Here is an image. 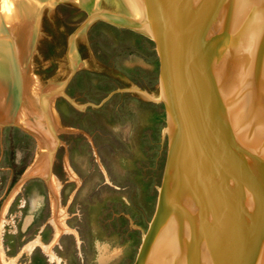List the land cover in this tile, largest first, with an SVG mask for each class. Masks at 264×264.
I'll return each mask as SVG.
<instances>
[{
  "label": "rangeland",
  "instance_id": "1",
  "mask_svg": "<svg viewBox=\"0 0 264 264\" xmlns=\"http://www.w3.org/2000/svg\"><path fill=\"white\" fill-rule=\"evenodd\" d=\"M32 2L36 13L27 5L24 11L37 27L27 68L45 97L53 94L46 170L58 189L53 194L36 176L23 180L38 175L30 173L41 152L36 138L20 127L0 128V264H134L167 158L155 44L108 20L121 22L114 0H97L99 15L84 28L90 13L82 0ZM255 237L264 252V230Z\"/></svg>",
  "mask_w": 264,
  "mask_h": 264
},
{
  "label": "water",
  "instance_id": "2",
  "mask_svg": "<svg viewBox=\"0 0 264 264\" xmlns=\"http://www.w3.org/2000/svg\"><path fill=\"white\" fill-rule=\"evenodd\" d=\"M144 5L149 28L142 32L154 42L160 61V96L156 101L165 107L167 158L155 213L134 264H154L167 254L174 264H257L255 230L264 222V162L256 177L248 163L260 159L264 142V120L259 118L264 113V0H144ZM42 10L36 16L37 23ZM87 11L90 17L83 28L99 15ZM108 20L141 31L130 23ZM247 24L259 27L253 31L258 57H251L250 47L242 51L237 41L232 47L228 42L224 52L237 54L234 65L242 60L243 74L255 88L252 100L262 101L263 109L253 113L257 123L236 116V120L228 119L220 126V136H213L215 126L205 116L214 109L212 101L225 78L213 80L208 99L202 103L199 76L224 31L230 36ZM4 56L9 64L10 111L8 117L0 118V128L26 130L14 119L16 101L21 98L15 62L6 52ZM200 103L198 119L195 107ZM231 107L227 108L228 115ZM246 112L240 108L238 113ZM251 125L255 127L249 129Z\"/></svg>",
  "mask_w": 264,
  "mask_h": 264
},
{
  "label": "bare ground",
  "instance_id": "3",
  "mask_svg": "<svg viewBox=\"0 0 264 264\" xmlns=\"http://www.w3.org/2000/svg\"><path fill=\"white\" fill-rule=\"evenodd\" d=\"M82 1L85 2V5L89 7V10L93 11L97 0ZM114 1L119 8L118 19L114 18V20L128 23L130 22V24L138 27V29H140L141 31L148 32L149 25L146 22L145 18L146 6L144 5V0ZM37 4L33 2L32 4H27V0H0V118L8 117L10 111L8 105L9 103H7V97L11 86L8 74L9 64L7 58H5L4 56V52H6L8 55L12 56V59L15 62L16 84L17 89L20 90L19 92L21 94V104L20 106L16 107L17 111L15 112L14 119L19 124L24 126L32 135L35 136L39 145V149L41 151L38 155L36 164L30 171V173H36L44 177L49 186L52 188V191L54 192L53 194H55L58 189L56 183L54 182L55 178L53 179L46 170L48 157L50 158L51 149L54 146L53 137L55 133V122L53 120V114L51 110H49V108H52L50 105L51 100H49V96L48 98L45 97V93L38 86L39 84L37 85V83L34 81V78H32V76L28 74L26 63V58L28 56V53L30 52L29 47L31 45V41L36 35V28H34L31 22L29 23L25 19L24 11L27 5L29 6L28 8H30L29 10H31L32 13H36L38 8ZM32 5L34 6V8L32 7ZM29 10L27 12H29ZM241 27L237 31L238 33L235 32L230 36H225L224 31L220 39L218 38L217 44L211 50V53L206 58V61L203 63V70L201 71L199 76L200 86H202L200 90V102L202 100V103H205L208 99V87H210L213 80L225 78V82L219 90L217 98L214 97V100L212 101L214 102V109L205 116V118L209 120L210 124H214L215 126L214 129H211L212 132H214L213 136H220V126H222L225 121H228V119L231 118L233 120H236L238 117L239 120H243L246 122L254 119L253 124H255V122L257 123V116H254L253 113H260L263 109V107H261L263 105L262 101L257 100L254 102L252 100L253 97H251V95L255 93V88L253 87L252 82L247 80V77L243 74L244 67L241 63L242 60H239V64L234 65L236 61L235 56H237V54L235 55V53L233 52H224L225 47L227 48L230 43L232 47V45L237 41L242 46V51L248 50L250 47L249 52L251 57H258V55H256L257 52L255 51L258 42L256 35H253V31L255 28L259 27L253 24H247V26L245 27V29L243 28V30L241 29ZM238 35L240 36L236 39ZM262 42H264V37L262 38ZM262 46H264V43L262 44ZM13 49H15L16 51L15 55H12L10 53L11 51H13ZM72 61L73 63H76V59L74 57H72ZM19 65L21 66L22 74L24 75V77L20 74V69H18ZM248 72L249 70L246 72V74ZM258 84L262 86V79L258 81ZM228 88L230 89L229 91ZM202 103H200L199 106L197 105L195 107V115L198 119H200L198 116L202 113ZM228 106L231 107L229 109V115L231 114L230 112H232L233 116L228 115ZM240 108L246 109V115L238 113ZM259 118L261 119V121L262 119L264 120L263 112L260 114ZM252 126L254 125H251L249 129ZM259 154L261 155L260 159H262V162H260V159L258 157L254 161L249 160L248 163L249 171L254 177L258 176L259 169L262 168L260 166L264 162V142L263 148L261 149V151H259ZM29 175L30 174L27 173L26 176ZM54 204V210L56 211V196ZM59 221L56 219V222H58V224ZM60 226L61 224L58 225V227ZM258 229L262 231L264 230V222L259 224L256 231ZM256 239L260 240V237ZM39 243V239L34 241L27 247L28 250L31 251L33 247ZM257 245L258 244L255 245L257 264H264V252L258 250ZM46 249L48 250V247ZM154 264H174V262L173 258L169 257L167 254L163 258L162 256H160V259L158 258L154 262Z\"/></svg>",
  "mask_w": 264,
  "mask_h": 264
},
{
  "label": "flooded vegetation",
  "instance_id": "4",
  "mask_svg": "<svg viewBox=\"0 0 264 264\" xmlns=\"http://www.w3.org/2000/svg\"><path fill=\"white\" fill-rule=\"evenodd\" d=\"M33 136H34V135H33ZM34 137H35V136H34ZM31 176H36V177H39V178H41V179H43V180L46 181V179H45L44 177L40 176V175H31ZM46 182H47V181H46ZM48 186H49V184H48ZM49 188H50V190L52 191V188H51L50 186H49ZM17 190H18V189H16V191H17ZM16 191H15V192H16ZM15 192H14V193H13L8 199H7V201H8L12 196H13V198H14V196H15V197L17 196V195H16L17 193L15 194ZM52 192H53V191H52ZM14 199H15V198H14ZM14 199H13V200H14ZM7 201H6V202H7ZM12 202H13V201H12ZM12 202H11V203H12ZM10 205H11V204H10ZM9 208H10V206L8 207V213H7L6 216H8V214H9ZM1 213H3V210H2ZM5 227H6V225H5ZM4 233H5V232H3V236H4ZM2 244H3V237H2Z\"/></svg>",
  "mask_w": 264,
  "mask_h": 264
}]
</instances>
